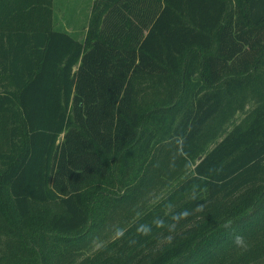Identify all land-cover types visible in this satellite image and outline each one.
Wrapping results in <instances>:
<instances>
[{"label":"trees","instance_id":"trees-1","mask_svg":"<svg viewBox=\"0 0 264 264\" xmlns=\"http://www.w3.org/2000/svg\"><path fill=\"white\" fill-rule=\"evenodd\" d=\"M54 2L0 0V264H264V0Z\"/></svg>","mask_w":264,"mask_h":264},{"label":"rangeland","instance_id":"rangeland-1","mask_svg":"<svg viewBox=\"0 0 264 264\" xmlns=\"http://www.w3.org/2000/svg\"><path fill=\"white\" fill-rule=\"evenodd\" d=\"M93 1L55 0L54 10L57 28L70 31L79 40L85 39ZM245 118L246 116L240 115L236 121L240 124ZM108 184V186L105 184L104 186L107 188L114 186V183L108 182Z\"/></svg>","mask_w":264,"mask_h":264},{"label":"clouds","instance_id":"clouds-1","mask_svg":"<svg viewBox=\"0 0 264 264\" xmlns=\"http://www.w3.org/2000/svg\"><path fill=\"white\" fill-rule=\"evenodd\" d=\"M240 239H241V238L237 237V242H238V243L240 242Z\"/></svg>","mask_w":264,"mask_h":264}]
</instances>
